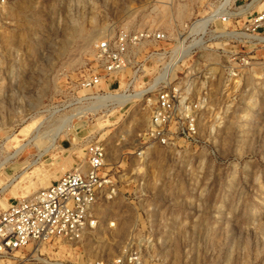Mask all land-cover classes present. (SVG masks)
I'll return each instance as SVG.
<instances>
[{"label":"rangeland","instance_id":"1","mask_svg":"<svg viewBox=\"0 0 264 264\" xmlns=\"http://www.w3.org/2000/svg\"><path fill=\"white\" fill-rule=\"evenodd\" d=\"M212 1L0 0V210L83 163L88 135L112 183L80 239L27 245L28 264H264V26L241 42L217 22L194 33ZM138 29L167 30L182 52L181 90L198 105L188 138L141 146L148 108L139 86L120 94L129 72L96 99L80 85L97 41Z\"/></svg>","mask_w":264,"mask_h":264},{"label":"built area","instance_id":"2","mask_svg":"<svg viewBox=\"0 0 264 264\" xmlns=\"http://www.w3.org/2000/svg\"><path fill=\"white\" fill-rule=\"evenodd\" d=\"M202 10L203 17L190 25L196 34L217 30V22L222 26L223 38L241 42L240 37L246 35L241 31H257L264 26V0H213ZM240 19L244 20L239 30L232 28L231 24ZM169 36L165 29L121 30L97 41L93 48L95 69L80 83L84 89H96L97 96L86 97L96 99L112 92L101 90L104 83L112 87L128 75L126 90L120 94L140 87L132 95L148 108L147 125L140 138L145 147L167 145L174 137L188 138L195 133L198 105L183 96L178 76L183 56L174 46L165 47ZM257 38L259 35L252 39ZM83 140V163L63 172L49 186L13 199L0 210V264H28L27 257L16 255L27 245L52 239L75 241L95 224L98 200L104 191L111 190L112 183L102 172L107 158L103 141L90 135Z\"/></svg>","mask_w":264,"mask_h":264},{"label":"bare ground","instance_id":"3","mask_svg":"<svg viewBox=\"0 0 264 264\" xmlns=\"http://www.w3.org/2000/svg\"><path fill=\"white\" fill-rule=\"evenodd\" d=\"M97 35V30H96V32H89V34L85 37V43H87V44H89L91 41H93V38L95 37ZM111 97H112V95H110ZM110 96H107L105 99H107V98H111ZM133 97H136V95L135 96H133ZM133 97H125V96H120V98H118L119 99V104L121 105V104H123V103H125L126 101H128L129 99H131V98H133ZM117 98V97H116ZM102 104H104V103H102ZM22 149L20 148V151H21ZM19 151V150H18ZM40 156L42 155V154H39ZM39 156V157H40ZM21 176V174H19L18 176L16 175V177L13 179V181L15 180V181H18L17 179L19 178ZM11 183V182H10ZM13 183V182H12ZM8 185H10V184H8ZM6 188V187H5Z\"/></svg>","mask_w":264,"mask_h":264},{"label":"crops","instance_id":"4","mask_svg":"<svg viewBox=\"0 0 264 264\" xmlns=\"http://www.w3.org/2000/svg\"><path fill=\"white\" fill-rule=\"evenodd\" d=\"M63 172H65V171H61V172H60V171H58V176H59V175H61Z\"/></svg>","mask_w":264,"mask_h":264}]
</instances>
